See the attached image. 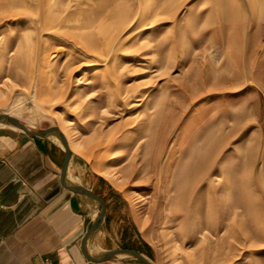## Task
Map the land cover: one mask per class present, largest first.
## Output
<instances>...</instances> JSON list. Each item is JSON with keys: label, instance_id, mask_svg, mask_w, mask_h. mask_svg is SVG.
Returning a JSON list of instances; mask_svg holds the SVG:
<instances>
[{"label": "rangeland", "instance_id": "1", "mask_svg": "<svg viewBox=\"0 0 264 264\" xmlns=\"http://www.w3.org/2000/svg\"><path fill=\"white\" fill-rule=\"evenodd\" d=\"M0 110L57 126L157 264H264V0H0Z\"/></svg>", "mask_w": 264, "mask_h": 264}, {"label": "crops", "instance_id": "2", "mask_svg": "<svg viewBox=\"0 0 264 264\" xmlns=\"http://www.w3.org/2000/svg\"><path fill=\"white\" fill-rule=\"evenodd\" d=\"M70 153L64 182L90 189L105 206L85 241L101 205L63 185L65 149L48 135L0 124V264H147L126 251L90 260L83 248L95 258L113 249H131L157 264L155 248L136 222L118 213L124 198L120 191L82 157Z\"/></svg>", "mask_w": 264, "mask_h": 264}, {"label": "water", "instance_id": "3", "mask_svg": "<svg viewBox=\"0 0 264 264\" xmlns=\"http://www.w3.org/2000/svg\"><path fill=\"white\" fill-rule=\"evenodd\" d=\"M1 120H5L7 123L9 124H12L18 128H20L21 130H23L25 133L27 134H30V135H40V136H45V135H48V133L50 132H54V131H59V128L57 126H49L47 128H44L40 131H35V130H32L30 128H28L27 126L24 125V123H22L17 117L15 116H12V115H9L7 113H0V121ZM60 137H61V140H62V143L64 145V149H65V159H64V163L62 165V170H61V181L63 183V185L72 190V191H76V192H82V193H85L91 197H93L94 199L98 200L100 205H101V212H100V215L99 217L93 222V224L90 226V228L88 229V231L85 233L84 237H83V240L85 241L88 234L93 231L97 225L99 224L101 218L103 217L104 215V210H105V206H104V201L96 194L94 193L93 191H91L90 189L84 187V186H81V185H75V186H69L67 185L65 182H64V175H65V170H66V167H67V164H68V160H69V157H70V149L68 147V143L66 141V138L65 136L63 135V133H60ZM120 251H126L128 253H131L133 254L134 256L138 257L139 259H141L142 261H144L145 263L147 264H152L150 263L149 261L145 260L139 253H137L135 250H131V249H113L111 251H108L107 253L104 254L103 257H100V258H95L91 255H89L86 250L83 248V252L85 254V256L90 259V260H104V259H107L109 258L111 255L117 253V252H120Z\"/></svg>", "mask_w": 264, "mask_h": 264}, {"label": "bare ground", "instance_id": "4", "mask_svg": "<svg viewBox=\"0 0 264 264\" xmlns=\"http://www.w3.org/2000/svg\"><path fill=\"white\" fill-rule=\"evenodd\" d=\"M0 113H7V114H9V115H12V116H15V117H17L22 123H24V125L25 126H27L28 128H30V129H35L36 127H32V126H30L26 121L27 120H29V119H27V120H25L24 119V117H20L17 113H14V114H12V112H9V111H2V110H0ZM30 120H32L31 118H30ZM7 122L5 121V120H1L0 121V124H6ZM9 125H12V124H9ZM14 126V125H13ZM16 127V126H15ZM16 128H18V127H16ZM18 129H20V128H18ZM42 129V128H41ZM37 130H40V129H37ZM60 133H62V132H60V131H54V132H50V133H48V135H49V137L51 138V139H53L60 147H62V148H64V145H63V143H62V140H61V137H60ZM64 135V134H63ZM67 141V140H66ZM68 143V142H67ZM68 147H69V149H70V151H73V147L70 145V144H68ZM122 255H125V254H122ZM126 256V255H125Z\"/></svg>", "mask_w": 264, "mask_h": 264}]
</instances>
